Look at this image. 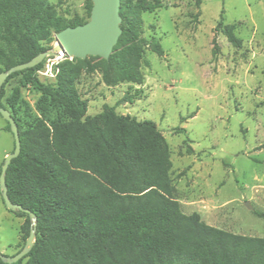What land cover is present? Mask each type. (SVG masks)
<instances>
[{
  "label": "trees",
  "instance_id": "1",
  "mask_svg": "<svg viewBox=\"0 0 264 264\" xmlns=\"http://www.w3.org/2000/svg\"><path fill=\"white\" fill-rule=\"evenodd\" d=\"M87 5L90 20L92 0ZM158 7L122 0L123 33L108 60L90 57L97 66L90 59L67 60L53 85L38 78L42 64L6 80L19 81L6 104L1 90L0 106L11 112L21 139V153L6 174L8 195L37 216L36 243L15 264H264V238L183 213L170 177L169 146L154 121L110 106L87 116L76 88L83 67L101 68L108 85L142 84L146 47L163 56L156 37L141 36L142 12ZM89 20H66L49 0H0V74L47 52L57 33ZM223 32L241 47L231 27ZM213 44L217 55L216 39ZM28 86L41 93L38 115L24 106L21 91ZM16 214L26 218L29 237V213ZM0 264L8 263L0 258Z\"/></svg>",
  "mask_w": 264,
  "mask_h": 264
},
{
  "label": "rangeland",
  "instance_id": "2",
  "mask_svg": "<svg viewBox=\"0 0 264 264\" xmlns=\"http://www.w3.org/2000/svg\"><path fill=\"white\" fill-rule=\"evenodd\" d=\"M49 1L66 20H89V0ZM140 1L159 6L142 12L141 36L156 37L164 54L146 47L142 84L108 85L101 68L83 67L76 88L88 104L87 116L110 106L118 114L154 121L169 146L170 177L183 213L199 214L227 232L264 238V0ZM226 26L241 47L228 41ZM55 46L54 37L48 51ZM46 58L37 76L53 85L67 60L52 78L43 74ZM18 82L4 83V104ZM21 96L38 115L41 93L28 86ZM7 126L0 114V176L15 150ZM25 224V217L6 207L0 187V252L11 257L25 248Z\"/></svg>",
  "mask_w": 264,
  "mask_h": 264
},
{
  "label": "water",
  "instance_id": "3",
  "mask_svg": "<svg viewBox=\"0 0 264 264\" xmlns=\"http://www.w3.org/2000/svg\"><path fill=\"white\" fill-rule=\"evenodd\" d=\"M93 8L90 20L76 27H68L55 35L56 46L52 51L39 54L31 61L14 66L8 71L0 74V92L8 77L19 71L34 68L41 64L43 60L57 51H64L68 57L85 60L89 56L101 57L108 60L114 51L115 46L123 33L122 17L120 14L122 0H92ZM1 116L10 124L15 140V150L9 154L2 167L0 176V187L3 193V199L9 210H22L29 213L31 219V231L27 238L25 248L15 256H6L0 252V258L8 264H15L25 258L32 250L37 230V216L21 205L14 204L8 195L6 185L7 170L13 159L21 153V139L17 122L11 112L0 106Z\"/></svg>",
  "mask_w": 264,
  "mask_h": 264
},
{
  "label": "built area",
  "instance_id": "4",
  "mask_svg": "<svg viewBox=\"0 0 264 264\" xmlns=\"http://www.w3.org/2000/svg\"><path fill=\"white\" fill-rule=\"evenodd\" d=\"M68 59H73L72 57H68L64 51H57L56 53L47 56L46 61V70L43 72L46 76H50L55 78L58 72L59 64Z\"/></svg>",
  "mask_w": 264,
  "mask_h": 264
}]
</instances>
